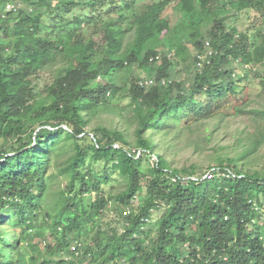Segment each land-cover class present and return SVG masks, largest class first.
Masks as SVG:
<instances>
[{
	"label": "trees",
	"instance_id": "16d2710c",
	"mask_svg": "<svg viewBox=\"0 0 264 264\" xmlns=\"http://www.w3.org/2000/svg\"><path fill=\"white\" fill-rule=\"evenodd\" d=\"M169 7L189 23L170 27ZM244 10L260 29L227 23ZM263 63L264 0H0V264H264V167L246 169L264 127L205 169L166 159L225 104L261 124L239 71ZM135 64L153 85L138 86ZM124 110L131 133L102 123ZM53 163L65 184L48 206ZM113 174L123 188L105 195ZM111 203L120 229L102 223Z\"/></svg>",
	"mask_w": 264,
	"mask_h": 264
},
{
	"label": "rangeland",
	"instance_id": "374dc122",
	"mask_svg": "<svg viewBox=\"0 0 264 264\" xmlns=\"http://www.w3.org/2000/svg\"><path fill=\"white\" fill-rule=\"evenodd\" d=\"M164 17L168 20L170 27L177 26L179 24L186 26L189 23L187 17L183 14L175 12L172 8H168ZM228 24H235L240 30L250 29L257 31L260 29V16L253 10H244L240 13L234 14L229 17ZM190 52L192 48L189 46ZM154 68L153 70H155ZM174 78L181 80L185 78V72L183 66H178L174 72ZM242 76H246L241 86L243 87V101L245 102V108L248 110L259 109L264 110V63L251 67L250 69L242 72L239 71ZM148 76V71L144 67H138L135 64L131 71V77L144 78ZM50 74L44 73L37 81L38 90L44 89L45 85L50 82ZM128 100L124 97L118 96L113 104H117L120 109L127 104ZM231 103L230 105H232ZM230 105H223L221 111L224 118L219 120L214 118L206 123L195 125L191 128V131L185 129L183 135L177 139L176 145L170 148L166 152V159L170 163L173 169H182L189 167L190 164H196L200 169H205L208 165L213 164L212 156H237L243 149V144L249 139L248 136H252L257 131V127L263 128L264 121L258 124L259 121L252 119V115L241 114L240 116H231L234 112ZM122 116L114 117L112 115H104L101 120L102 123H108L113 120L114 124L120 128H127V132L131 133L133 130V124L126 118L129 117L127 110L123 111ZM98 121H93L88 127L90 129ZM208 137V140L207 138ZM247 140V141H246ZM4 146L2 140H0V149ZM153 160L151 157L149 160H145L142 164L144 168L146 165H150ZM60 161V160H59ZM59 163H53V166L48 172V175H52L49 194L47 198V204L53 205L57 199L56 191L63 189L64 180L60 176ZM264 167V142L259 147L256 158L247 165V170H260ZM123 180L116 174L111 176V179L106 184L102 185V189L105 195L115 194L123 188ZM94 197V196H93ZM118 209L111 203L109 210L106 212L103 218V225L106 223L109 227L120 229V220L118 217ZM162 209L153 213L151 217L152 227L150 234L153 235V223L160 216ZM263 221V220H261Z\"/></svg>",
	"mask_w": 264,
	"mask_h": 264
},
{
	"label": "built area",
	"instance_id": "2783aa9c",
	"mask_svg": "<svg viewBox=\"0 0 264 264\" xmlns=\"http://www.w3.org/2000/svg\"><path fill=\"white\" fill-rule=\"evenodd\" d=\"M14 8H15V5L9 3L6 6V11L14 10ZM207 55H211V52L209 50L207 51ZM204 58H205V56H198L199 60H203ZM158 59L159 58L157 56L154 57V61H158ZM198 66H199V63H198ZM245 68H247V66H245ZM137 84L139 87H149V86L154 84V80L152 78H143V79L139 80ZM161 84H164L163 80L161 81ZM204 177H206V176H204ZM128 213H129V208H125L123 211V214H128ZM144 221L147 222L148 220L144 219ZM78 246H79V243L77 241H74L70 245L69 249L71 252H73L76 255L77 254L76 249ZM120 264H126V263L124 261H122Z\"/></svg>",
	"mask_w": 264,
	"mask_h": 264
}]
</instances>
